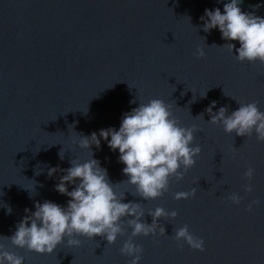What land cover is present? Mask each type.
Returning a JSON list of instances; mask_svg holds the SVG:
<instances>
[{"label":"water","instance_id":"water-1","mask_svg":"<svg viewBox=\"0 0 264 264\" xmlns=\"http://www.w3.org/2000/svg\"><path fill=\"white\" fill-rule=\"evenodd\" d=\"M226 2L0 0V244L5 250L24 257L25 264H129L131 258L120 252L131 234L126 222L114 244L81 236L74 247L65 238L51 254L29 252L5 237L14 233L26 208L35 211L36 202L66 205L70 198L54 190L65 173L49 177L48 169H67L72 159L89 158V151L78 147L79 136L118 130L124 113L161 99L172 106L180 126H196L193 146L201 152L182 179L170 178L159 198L146 201L135 195L134 186H117L118 193L125 192L123 202L141 203L148 223L147 212L156 207L178 213L160 218L165 236L133 238L143 248L140 264H264V142L255 133H226L208 122L205 111L212 101L214 111L225 106L230 113L238 103L250 102L264 111V64L238 61L235 51L221 47L228 41L218 29L203 31L204 10L223 12ZM255 4L264 0H243L240 7L264 17V6L253 9ZM198 47L203 57L195 55ZM201 113L204 119L197 117ZM91 149L113 184L127 180L119 150L111 151L103 139L99 149ZM249 167L255 170L251 180L244 176ZM248 185L252 192L245 190ZM192 189L194 196L175 199V193ZM233 193L242 198L239 205L228 199ZM185 225L204 240L203 252L175 240V230Z\"/></svg>","mask_w":264,"mask_h":264},{"label":"clouds","instance_id":"clouds-1","mask_svg":"<svg viewBox=\"0 0 264 264\" xmlns=\"http://www.w3.org/2000/svg\"><path fill=\"white\" fill-rule=\"evenodd\" d=\"M242 3L243 0H228L223 4V12L219 7L206 8L200 17L203 31L209 33L212 29H218L221 39L228 41L221 47L226 46L230 53L235 51L238 61H259L264 64V17L256 15L254 11H242ZM262 6L252 5L253 9ZM232 41L238 42L239 46ZM195 55L203 57L204 49L198 47ZM206 92L200 95L201 98H206ZM130 103H135V100ZM238 104L239 107L229 113L225 106L214 111L217 102H210L205 109L210 116L208 122L222 125L228 134L234 132L237 136L247 137L255 133L257 140L264 142V111L259 109L256 102ZM197 117L204 119L203 113ZM196 131L195 125L180 126L173 116L172 106L163 100L140 102L138 107L122 115L118 130L109 127L100 129L98 134L93 132L90 136H79L78 147L89 151L88 159L83 162L78 158L72 159L67 169L49 167V177L58 171L65 173L54 185V190L70 198L66 205L50 200L36 202L35 211L26 208L27 215L15 225L14 233L4 237L12 245L26 248L29 252L51 254L58 245L64 243L65 238L67 244L74 247L81 245V240L76 238L81 236L87 239L99 236L107 244H114L118 236L124 234L126 222L131 234L120 252L131 258L129 264H140L143 248L134 243L133 238L140 235L165 236V228L159 223L160 218L174 219L178 213L156 207L147 212L152 218L151 223H148L143 219L145 211L141 203L123 202L125 192L118 193L117 186L124 183L134 186L135 195L146 201L163 196L169 189L170 178L182 179L184 172L196 163L195 158L201 152L199 145L193 146ZM101 139L107 142L111 151L119 150L118 162L125 165L122 173L127 176V180L113 184L107 169L94 158L91 146L95 145L99 149ZM58 156L64 159L63 149ZM254 171L249 167L244 176L251 180ZM72 185L74 187L69 190ZM245 190L252 192L253 188L248 185ZM194 195L195 189L177 192L175 199H187ZM228 199L239 205L242 198L233 193ZM248 210H251V205ZM10 213L11 207H8L6 214ZM174 238L177 241L183 240L194 250H205L204 240L194 236L187 225L176 229ZM0 264H25V258L5 250V246L0 244Z\"/></svg>","mask_w":264,"mask_h":264}]
</instances>
